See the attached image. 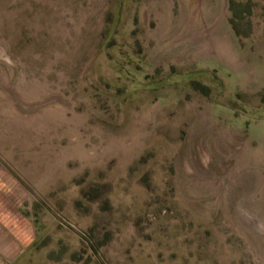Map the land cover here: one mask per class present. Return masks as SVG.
<instances>
[{
	"label": "rangeland",
	"instance_id": "rangeland-1",
	"mask_svg": "<svg viewBox=\"0 0 264 264\" xmlns=\"http://www.w3.org/2000/svg\"><path fill=\"white\" fill-rule=\"evenodd\" d=\"M15 264H264V0H0Z\"/></svg>",
	"mask_w": 264,
	"mask_h": 264
},
{
	"label": "crops",
	"instance_id": "crops-1",
	"mask_svg": "<svg viewBox=\"0 0 264 264\" xmlns=\"http://www.w3.org/2000/svg\"><path fill=\"white\" fill-rule=\"evenodd\" d=\"M29 193L7 168L0 167V264H15L31 248L38 226L29 212Z\"/></svg>",
	"mask_w": 264,
	"mask_h": 264
}]
</instances>
